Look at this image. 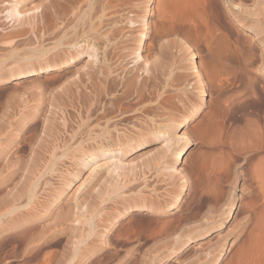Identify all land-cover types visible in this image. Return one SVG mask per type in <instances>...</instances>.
Listing matches in <instances>:
<instances>
[{
  "label": "rangeland",
  "instance_id": "obj_1",
  "mask_svg": "<svg viewBox=\"0 0 264 264\" xmlns=\"http://www.w3.org/2000/svg\"><path fill=\"white\" fill-rule=\"evenodd\" d=\"M1 1L0 264H136L144 258L151 260L142 263L156 264L169 250L178 252L160 264L244 263L237 253L244 255L252 226L245 216L252 211L253 192L246 184L251 164L243 159L246 153L237 158L236 150L242 142H256L253 128L264 131V0H233L244 9L234 14L226 0H199L186 15L173 0H152L148 13L145 0H124L128 16L145 14V44L159 38L151 54L139 53L158 62L159 79L171 93L165 104L169 118L158 117L159 122L150 116L152 122L147 118L141 127L134 113L138 125L129 124L122 142H103L108 129L101 122L66 116L53 100V92L83 69L86 54L59 69L21 74L41 64L37 26L31 22L41 0ZM15 4L22 14L11 18L8 8ZM161 6L166 13L160 17ZM136 24L128 39H136ZM131 39L127 46L135 45ZM195 71L203 94L191 87ZM155 129L174 132V140L155 135ZM181 148L178 157L174 152ZM221 160L230 166L235 160L233 188L231 177L219 181ZM111 185L125 186V197L116 224L105 230L99 210Z\"/></svg>",
  "mask_w": 264,
  "mask_h": 264
},
{
  "label": "bare ground",
  "instance_id": "obj_2",
  "mask_svg": "<svg viewBox=\"0 0 264 264\" xmlns=\"http://www.w3.org/2000/svg\"><path fill=\"white\" fill-rule=\"evenodd\" d=\"M9 1L12 2L13 0L12 1L9 0ZM197 1H198V4H201V1L199 2V0H195V1L194 0H173V3L177 4L176 6H174V8L175 7L178 8L179 11L182 10L181 11L182 13H184V12L190 13L191 11H192V13H194L193 12L194 11V4ZM241 1H243V0H240L239 2H241ZM124 2H125L124 0H41V4L39 5L40 6L39 11L37 10L38 7L34 8L35 10H37L36 16H35V13L32 14L34 19L36 17V21L34 22V19H33V21H31L29 19L31 22L35 23L34 25L37 26V32L38 33L36 32L37 33L36 35H37V38H38L37 40H38L39 45H40L39 51L38 50L37 51L40 53L41 64H40V67H38L37 69H31V70H28V71L23 72L21 74H32L35 72L46 71L48 69H54V70L59 69L61 66H63V64L71 63V62H73V60L78 59L82 54H86L88 56V59L83 64V69L81 71H78V70L74 71V73L71 76V80H68L63 85H61V88L59 89L60 91L56 90L57 92L56 91L53 92L54 94H52V97H53L54 101L58 100V105L59 106L61 105L62 110L64 111L66 116L68 114L69 115L73 114V116L77 115L76 118L78 119L79 118L78 116L82 115L81 118H83V116H84V118H86L84 123L87 121H90L92 123H93V121H96L95 124L97 125V123L99 124L101 122L102 125H104L106 129H108L107 130V136L101 138V140L103 142H122L124 140L123 134H125V132H127V130L131 128V126H133V127L137 126L139 120H140L139 121L140 126L143 123H145V124H143L145 126L148 121L149 122L151 121L150 116L151 117L153 116L154 118L155 117L156 118L161 117L162 121H163L164 117H166L167 119L169 118V117H167V114L169 112L165 106V104H167V100L169 99L170 93H171L167 89L169 84H167L166 82L161 81L159 79V75L157 73L158 71L156 70V68L159 67L158 62H156L155 59L149 60V56L151 57L150 54L152 53L151 51H153V49L155 48V45L157 44L159 38L157 39L155 36H153L152 41L150 43L148 42V44L147 43L145 44V41L143 40L147 36V34H145V30H146L145 26L147 24L144 21L145 14L142 13L143 14L142 19H136V18H133L131 16H128L127 15L128 13L126 12L127 8L124 5L125 4ZM151 2H152V0H145L144 6L146 8L145 10L147 13L151 10L150 9L151 4H152ZM171 2H172V0H171ZM207 2H208V0H207ZM165 3H166V0H165ZM202 3H203V1H202ZM224 3L229 7V9L232 11L233 14L237 11L239 12L241 10L242 11L244 10V9H241V7L238 3H234L233 0H226V1H224ZM129 4H130V2H129ZM129 4L127 3V5H129ZM160 4H162V3H159V5ZM156 6H158V5H156ZM6 7H9V6H6ZM148 7H149V9H148ZM34 9H33V11H34ZM189 10H190V12H189ZM20 11H19V9H17V6L15 4V5L11 6L10 9L8 8V15H10V17L12 18V16L14 17V15H16V14L17 15L22 14V11L21 12ZM169 11L171 12L170 8H169ZM179 11H178V13H179ZM163 12H164V7L163 6L159 7V11H157V13L160 14V17L163 16L164 13H166V11L164 13ZM175 12H176V10H174V13ZM181 12H180V14H181ZM174 13L172 12V15H171L173 18L175 15ZM184 15H186V14L184 13ZM183 16L181 15L182 18H183ZM212 16H214V15H212ZM218 16H219V14L216 17L218 18ZM6 17H7V15H6ZM29 17L33 18L31 16H29ZM24 18H26V17H24ZM21 19L19 21H21ZM176 19H177V17H176ZM219 19H220V21H223V16L221 15V13H220ZM236 20L239 21L241 19H236ZM181 21H183V19ZM136 22L138 23V24H136L137 25L136 29H137L138 33L136 34V39L132 38L133 40H135L134 41L135 45H133L132 47L127 46L129 44L127 40L131 39V38L128 39V36H129V32H128L129 30L128 29H134V28H132L133 27L132 24L134 25ZM175 22H176V20H175ZM223 23H224V21H223ZM30 25H31L30 27H34V25H32V24H30ZM18 26H21V25H19V23H18ZM30 27L27 26V28H30ZM32 29L34 30L35 28H32ZM23 31L22 32L25 33L24 29H23ZM34 32H35V30H34ZM255 32L257 33V31H255ZM15 36L17 37L18 35L16 34ZM157 36H158V34H157ZM6 38H7V36H6ZM8 39H10V38H8ZM11 39H12V37H11ZM134 42H133V44H134ZM126 43H128V44H126ZM261 47L264 51V39H263V43H262ZM141 49L142 50L146 49V51H149V53L150 52L151 53L149 55L146 54L145 57H142V55H140V53H139V51ZM189 56H191V59H192V54ZM154 58H156V57H154ZM250 58L246 57L245 60L249 61ZM192 65H193V68H195L194 64H192ZM193 74L197 77V79L194 82L192 81L193 83L191 82L192 83L191 87L195 88V89L197 88L199 90L200 94H203L204 90L200 86L201 84H199L201 82L200 81V72L195 71ZM177 79H179V78H177ZM174 80H176V79H174ZM192 80H194V78ZM180 81H179V83H180ZM183 81H185V80L183 79L182 82ZM182 86H181V88H183ZM175 89H176V87H175ZM180 93L178 96H180ZM183 93H184V91H183ZM183 98L181 96L178 100L182 101ZM134 99H135V101H134ZM134 113L135 114L137 113L138 115L141 116V117L139 116V118H138L139 120H137V122H136L137 125H134L135 122L133 119L135 117L137 118L138 116L133 117L132 115H134ZM179 115H180V113H179ZM153 117H152V120H153ZM147 118H148V121H147ZM79 121H82V119H80ZM153 122H157V120H154ZM159 122H161V120ZM159 122H157V124ZM90 124H88V125H90ZM129 124L131 126H129ZM94 125H92V126H94ZM158 128H160V127H158ZM156 130L157 129H155V132H156ZM240 130H242V129H240ZM110 131H111V133H110ZM157 131H159V130H157ZM251 131H252V133L251 132L250 133L252 134V136H254V137H252V136L251 137L253 139L255 138L254 140H256V142H242L243 145L242 146L239 145V147L241 146L240 148H238L239 151L236 150L235 148H232L233 151L236 150L237 152H239V153H237L238 154L237 158L240 157L239 156V155H241L240 153H242V152L246 153L245 155H243V159H244V157H246L248 159V163L251 164L248 167L249 175H247L248 178L246 179L247 180L246 184H247L248 188L250 187V189L252 190L251 191L249 189L250 192H253L252 193L253 197H252V201H251L252 203H251V205L250 204L249 205L252 207V211H254V212H255V210H254L255 207L258 208V211L256 214L252 211H249L245 216L247 219V222L249 221L250 223H252V226L249 230V233L247 232L248 235H246L247 236L246 242L244 243V248L242 249V250H244V252H243L244 255H241V253L239 254V252H238L237 256L241 259H245V261H244L245 264H264V131H260L259 127L253 128ZM156 133H154V134L157 136H159V135L163 136L166 139V141H168V140L172 141V139L175 135L174 132L172 134L173 137H172V135L169 136L168 134H165L163 131L162 132L159 131L158 134H156ZM171 137H172V139H171ZM127 138H129V136ZM240 144H241V142H240ZM182 151H183V148H181L180 150H175L174 154L179 157ZM247 153H248V155H247ZM234 161L231 163V166L233 164H235ZM220 162L223 163V160H221ZM221 163L218 162V166L216 168V169H218L219 181L220 182H223V180L229 181L228 179L231 177V179L229 181V185L232 186V188H233L234 187L233 185L235 184V179L237 178L236 177L237 172L235 173V170H233L229 164L223 163V164H225V165H223ZM223 177L225 179H223ZM220 182H219V184H220ZM147 185L150 186V184H148V183H147ZM220 186L222 187V185H220ZM220 186H218V187H220ZM108 187H110V186H108ZM112 187H114V186L111 185V187H110L111 189L109 188L110 191H109V189H108V191H106L107 197L105 196L106 198L104 200L105 201L104 204H106V206L103 207L102 210H99V211H101V213L99 214V215H101L100 219H102V221H103L102 223L100 222L99 224H102L103 226L105 225L107 227V228L105 227L106 229L103 227L105 230H108L109 228L113 227L116 224L117 219H115V213L120 211V204L123 203V199L125 197V195H124L125 194V192H124L125 186L114 187L115 189ZM248 188H247V190H248ZM161 190L163 191L165 189H161ZM109 192L113 193L114 195L112 194L113 196L110 195L108 197ZM126 193H127V191H126ZM167 194H166V196H167ZM219 195H220V193H219ZM152 196L153 195H151V197ZM166 196H163V197H166ZM168 196H169V194H168ZM231 196H233V195H231ZM235 196L236 195H234V197ZM112 197L114 199H112ZM144 197H145V199H147L146 196H144ZM153 197H155V196H153ZM152 198H149V199H152ZM175 198L176 197H174V199ZM227 198H229V197H227ZM229 199H231V198H229ZM155 200H156V198H155ZM173 201H175V200H173ZM151 202H152V200H151ZM169 202H172V201H169ZM146 203H148V202H146ZM149 204L153 205L150 202H149ZM95 208H97V207H95ZM95 208H94V210H95ZM136 208H140V207H136ZM246 208H248V207H246ZM125 210L126 209L123 206L121 208L122 215L126 212ZM91 225H92V223H91ZM184 228H186V227H184ZM174 230H176V229H174ZM182 231H183V228L180 231L181 232L180 235L181 234L183 235L184 232L182 233ZM99 232H102V231H99ZM172 234H173V232H172ZM178 235H175V237ZM101 237H103V236H101ZM172 237H174V235H172ZM164 240H167V239L165 238ZM169 241H168V243H169ZM152 244L154 245V243H152ZM153 249H154V246H153ZM149 250H151V252L154 251V250H152V248L151 249L149 248ZM147 251H148V249H147ZM147 251H146V253H147ZM151 252L149 251L148 254H150ZM157 252H158V248H157ZM177 252H178L177 250H173V251L169 250V252L166 255L164 254L165 256L163 257L162 260H160L161 258L159 259L160 262L163 263L168 258L173 257ZM152 253H154V252H152ZM143 255H145V254H143ZM143 255H142V257H143ZM148 256H150V255H148ZM144 259H142V261H145V262H146V260H147V262H148V260H151V258H149V259L146 258V260H144ZM136 260H135V262H136ZM159 260H157V261L160 264ZM142 261L140 260L136 264H144V263H142ZM239 262H237V263H239ZM154 263H155V261L153 262V264ZM158 263H156V264H158ZM244 263H242V264H244Z\"/></svg>",
  "mask_w": 264,
  "mask_h": 264
}]
</instances>
